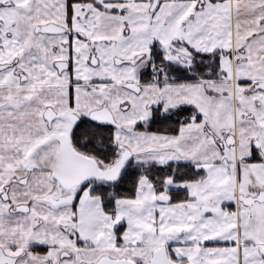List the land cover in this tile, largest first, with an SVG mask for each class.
Instances as JSON below:
<instances>
[{
  "label": "crops",
  "instance_id": "obj_1",
  "mask_svg": "<svg viewBox=\"0 0 264 264\" xmlns=\"http://www.w3.org/2000/svg\"><path fill=\"white\" fill-rule=\"evenodd\" d=\"M52 23L63 30L46 32ZM157 54L191 73L198 55H211L220 69L179 80L168 68L160 81ZM0 66V194L8 185L13 204L0 196V248L17 255V264H81L105 254L77 248L70 203L46 201L60 193L51 132L69 114L92 119L109 109L119 153L132 152L135 164L199 171L227 158L239 166V181L244 172L258 189L264 185V0H0ZM48 109L57 113L54 124ZM178 110L185 117L176 131L150 129L157 116ZM241 205L239 213L247 208ZM250 233L260 255L264 221ZM242 234L241 223L236 237ZM35 246L49 249L35 253Z\"/></svg>",
  "mask_w": 264,
  "mask_h": 264
},
{
  "label": "rangeland",
  "instance_id": "obj_2",
  "mask_svg": "<svg viewBox=\"0 0 264 264\" xmlns=\"http://www.w3.org/2000/svg\"><path fill=\"white\" fill-rule=\"evenodd\" d=\"M192 64L194 70L196 66L194 62ZM155 65L156 76L161 81L168 74V67L163 63ZM184 65L189 67L191 62ZM132 101L135 103L134 99ZM128 104L133 105L131 101ZM235 167L227 158L221 163L199 165L197 169L202 171L203 177L179 185L175 183L173 187L186 192L170 202L161 199L169 187L158 188L160 184H154L145 174L140 176L133 197H118L109 205L93 193L95 183L90 182L78 191L80 196L69 208V223L73 225L70 231L79 243L77 248L86 254H98L102 250L105 254L123 251L144 260V254L145 257L152 256L159 246H171L176 261L187 258L197 264H264V247L257 255L260 249L252 246L255 240L250 233V229L252 231L254 226L257 229L264 221V202L242 208L239 213V193L245 192L251 182L245 179L244 172L239 181ZM256 182H252L248 192L258 190ZM206 208H217L220 215H206ZM241 223L243 234L239 239L236 228ZM211 237L227 240L230 246H205ZM74 254L79 257L77 251Z\"/></svg>",
  "mask_w": 264,
  "mask_h": 264
},
{
  "label": "trees",
  "instance_id": "obj_3",
  "mask_svg": "<svg viewBox=\"0 0 264 264\" xmlns=\"http://www.w3.org/2000/svg\"><path fill=\"white\" fill-rule=\"evenodd\" d=\"M75 1L87 2L92 0H70V2ZM157 55L159 58L155 60V64L163 63V65L169 68L171 76L176 77L179 80H196L199 77L209 78L214 76L220 69L219 59L216 58L213 63L211 55H198L202 58V61L195 62L196 67L195 70H193V73L168 62L159 54ZM209 70L214 71L213 75L207 74V71ZM183 114L184 111L178 110L173 114L164 117L157 116L151 122L150 129L161 130L163 132H174L181 126V121L185 117ZM113 129L114 127L112 125L100 124L89 119H84L81 122H78L75 126L73 144L79 152L94 157L107 166H112L111 164H115L121 157H119V154L121 155V153H119V146L114 141ZM169 167L171 168L172 166ZM178 168L180 169V175L177 178L178 182L194 180L202 176V172L197 171L193 165H180ZM143 174L147 175L151 180L154 182L156 181L157 183L167 175L165 168L129 163L125 167L122 176L117 183L100 184L93 188V193L102 197L106 202V205L113 203L115 198L118 197L131 198L134 196L139 178ZM157 176H159V180ZM182 192L186 191L183 189H178L176 191L175 196H177V199L180 198L179 194Z\"/></svg>",
  "mask_w": 264,
  "mask_h": 264
},
{
  "label": "water",
  "instance_id": "obj_4",
  "mask_svg": "<svg viewBox=\"0 0 264 264\" xmlns=\"http://www.w3.org/2000/svg\"><path fill=\"white\" fill-rule=\"evenodd\" d=\"M158 0H155L157 3ZM44 30L48 33H58L63 30L57 24H48L44 27ZM128 86L135 87V84L129 83ZM258 87L264 89V82H260ZM92 119L96 122L103 124L115 123L112 113L109 109H102L92 114ZM232 135L227 136V143H233L231 141ZM60 143L59 150L55 158L54 165V177L61 183V185L67 189H71L76 186H81L92 179L116 182L125 166L127 159L130 157V152H126L121 159L109 169H102L99 167V163L92 157H88L78 152L71 143V138L68 134H62L58 136ZM162 200L167 201L166 197H161ZM244 204L248 205L254 203L256 200L264 202V191L256 198L244 197ZM242 199V200H243ZM17 258L11 257L6 254L0 256V264H15ZM99 264H137L129 259H113L102 258ZM145 264H193L191 262L177 263L172 261L165 247L157 249L150 262Z\"/></svg>",
  "mask_w": 264,
  "mask_h": 264
},
{
  "label": "flooded vegetation",
  "instance_id": "obj_5",
  "mask_svg": "<svg viewBox=\"0 0 264 264\" xmlns=\"http://www.w3.org/2000/svg\"><path fill=\"white\" fill-rule=\"evenodd\" d=\"M1 67V66H0ZM57 116V113L55 112V111H53V110H51V109H48V111L46 112V117H47V120L49 121V122H51L52 124H54V122H55V120H56V117ZM92 118V117H91ZM82 120H84V119H79L77 116H75V114H69V115H67V117H66V119H64V123H62L63 125H58V126H54V130H52V132H51V136L53 137V139H54V141H56L57 143H58V145H59V147H60V143H59V140H58V136H60V135H62V134H68L69 136H70V138H71V143H72V145H73V147L75 148V146H74V144H73V134H74V130H75V126L77 125V123L78 122H81ZM89 120H92V121H94V122H96L95 120H93V119H89ZM97 123H99V122H97ZM101 124V123H100ZM57 128H59L58 130H56ZM61 128L63 129V130H61ZM60 130V131H59ZM76 149V148H75ZM59 150V149H58ZM77 150V149H76ZM78 151V150H77ZM126 149L122 152V154L125 152L126 153ZM79 152V151H78ZM81 153V152H80ZM83 154V153H82ZM57 155V154H56ZM83 155H85V154H83ZM85 156H87V155H85ZM88 157H90V156H88ZM132 157L133 156H131V158H129V160L127 161V163H126V166L129 164V163H133V161L131 160L132 159ZM255 157L257 158H259V159H261V157L260 156H258V155H255ZM56 158V157H55ZM92 158H94V157H92ZM95 159V158H94ZM98 163H99V167H101L102 169H108V168H111L110 166H107V165H105V164H103V163H101L100 161H98L97 159H95ZM101 164H103V165H101ZM135 164V163H134ZM55 165V164H54ZM136 165H138V164H136ZM184 165V164H183ZM142 166H144V165H142ZM151 166H153V165H151ZM169 166H172L171 168L169 167ZM178 166H180L179 164H177V163H173V162H171V163H163L161 166H157V165H154V167H161V168H165V172L167 173V175L162 179V180H159V176H157V178H158V180H159V182L157 183V184H160L159 186L160 187H158V188H161L162 190L164 189V185H167L166 187H169V189H168V191L167 192H165V191H163V192H165L166 193V195H164V196H162V197H166L168 200H167V202H170V201H172L173 200V198L175 197V193H176V191L178 190V189H181V188H176V187H173V185H175V183L176 184H180V183H182V182H178L177 181V178H178V176L180 175V169L178 168ZM169 167V168H168ZM184 168V167H183ZM235 169H237L238 170V179H239V166L238 165H236V167H235ZM184 170V169H183ZM124 171V170H123ZM185 171V170H184ZM122 176V174L120 175V177ZM53 177H54V170H53ZM201 177H203V176H201ZM55 178V177H54ZM200 178V177H199ZM149 179H150V177H149ZM198 179V178H197ZM55 180H56V183H57V186L56 187H60V193H56V192H54L53 194H51V195H49V197H47L46 198V201L48 202V204L49 205H51V206H54V207H59V206H61V205H64V204H67V203H72V202H74V200H76L77 198H78V196H80V194L78 193V191L80 190V189H83L86 185H88L90 182H94L95 183V186L94 187H96V186H98V185H100V184H115V183H117L118 181H119V179L117 180V182H115V183H109V182H107V183H105V181H102V180H97V179H92V180H90V181H88L87 183H85V184H83V185H81V186H76V187H73V188H71V189H67V188H65V187H63L62 185H61V183L55 178ZM151 180V179H150ZM195 180V179H194ZM99 183H98V182ZM154 184L156 183V181L154 182L153 180H151ZM188 181V180H187ZM189 181H192V180H189ZM20 182L21 183H26V180L25 179H21L20 180ZM97 182V183H96ZM184 182H186V181H184ZM250 190L249 191H251V189H252V187L251 188H249ZM264 191V185H263V187L262 188H260V189H258L257 191H255V192H247V193H245V192H241V193H239V202H240V204H242V205H244V206H253L254 204H256V203H260L259 201H255L254 203H251V204H248V205H246V204H244V197H253V198H256V197H258L262 192ZM0 196H1V198L2 199H4L6 202H7V204L10 206V207H12L13 206V204L11 203V202H9L10 200H9V186L7 185L5 188H4V190L2 191V193L0 194ZM116 199V198H115ZM243 199V200H242ZM17 208L19 209V210H27V205H25V204H19V205H17ZM137 210H140V208L139 207H137L136 208ZM204 213H206V215H211V214H213V215H216V216H219L220 215V210L219 209H217V208H206V210L204 211ZM71 226H73V225H71ZM71 226L69 227V229L71 228ZM237 228H238V225H237ZM232 243H235V242H232ZM77 244H79L78 242H77ZM227 246V247H229L230 246V243L229 242H223L222 240H219V239H217V238H215V237H211L206 243H205V246H211V247H219V246ZM235 245V244H234ZM160 247V246H159ZM159 247L157 248V249H159ZM162 247H165L166 249H167V254H168V256H169V258L172 260V261H174V262H177V263H183V262H191V263H193V264H197L193 259H187V258H185V259H181V260H179V261H176V260H174V258H173V255H174V251L172 250V247L171 246H162ZM45 250H44V249ZM161 248V247H160ZM49 249V247H47V246H35V247H33L32 248V251L33 252H35V253H44V252H46L47 250ZM80 249V248H79ZM156 249V250H157ZM42 250V251H41ZM155 250V251H156ZM82 251H83V249H82ZM155 251H154V253H155ZM154 253L152 254V256L148 259V260H142L141 258H138V259H136V258H134V257H130V258H128V257H113L112 255H110V254H104V255H102L101 257H99L96 261H94V262H89V261H83V262H81V264H99V262H100V260L102 259V258H105V257H108V258H113V259H122V258H124V259H129V260H131V261H133V262H135V263H137V264H145V263H148V262H150L151 261V259L153 258V256H154ZM2 254H6V255H9V256H11V257H15V258H17V260H18V256L17 255H12V254H10V253H7L6 251H5V249H2V248H0V256L2 255ZM62 255H66L67 254V252H65V251H63L62 253H61ZM17 260H16V263L15 264H17ZM8 264V263H7Z\"/></svg>",
  "mask_w": 264,
  "mask_h": 264
}]
</instances>
